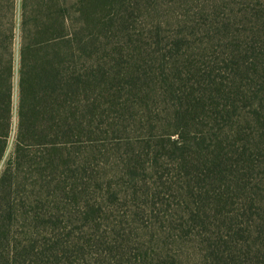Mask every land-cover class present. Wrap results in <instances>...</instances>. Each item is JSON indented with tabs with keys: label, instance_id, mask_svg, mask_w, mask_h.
<instances>
[{
	"label": "trees",
	"instance_id": "16d2710c",
	"mask_svg": "<svg viewBox=\"0 0 264 264\" xmlns=\"http://www.w3.org/2000/svg\"><path fill=\"white\" fill-rule=\"evenodd\" d=\"M21 2L15 109L14 24L0 23V264H66L52 239L78 147L131 126L113 147H170L204 264H264V0H231L199 42L135 31L122 0Z\"/></svg>",
	"mask_w": 264,
	"mask_h": 264
},
{
	"label": "rangeland",
	"instance_id": "374dc122",
	"mask_svg": "<svg viewBox=\"0 0 264 264\" xmlns=\"http://www.w3.org/2000/svg\"><path fill=\"white\" fill-rule=\"evenodd\" d=\"M84 1L59 0L70 13L79 10ZM122 1L127 4L135 31L154 25L168 37L199 42L211 24L228 15L231 0ZM21 3L0 0V23L14 24V109ZM119 10L116 4L111 7L117 18ZM73 19L79 22L76 29L84 27L77 14ZM14 131L15 110L5 159L12 151ZM140 132L131 126L126 131L109 133L111 143L105 147L100 143L99 147H78L76 162L71 165L75 170L70 179H74L73 191L56 210L59 224L52 239L60 241V258L66 264H118L119 259L123 264H204L208 234L194 220L183 225L185 215L190 217L186 210L189 203L176 179L171 178L176 177L173 169L177 161L171 158L170 147L149 150L134 142L123 144L126 140L123 146L113 147L114 141L136 137Z\"/></svg>",
	"mask_w": 264,
	"mask_h": 264
}]
</instances>
